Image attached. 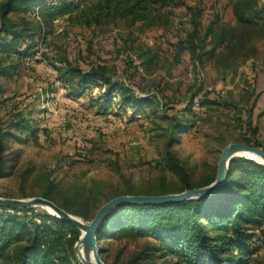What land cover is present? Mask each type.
I'll return each instance as SVG.
<instances>
[{
	"label": "rangeland",
	"instance_id": "obj_1",
	"mask_svg": "<svg viewBox=\"0 0 264 264\" xmlns=\"http://www.w3.org/2000/svg\"><path fill=\"white\" fill-rule=\"evenodd\" d=\"M184 2L191 7L171 5L165 22L142 29L137 23L126 26L119 19L87 26L57 16L43 36L34 33L33 54L14 58L11 73L0 77L1 123L18 111L35 117L38 123L36 138L27 135L22 141L9 142L10 147L20 148V155L13 171L0 176V197L40 195L41 188L51 182L68 193L78 188L89 193L94 190V196L87 198L92 207L126 179L137 184L152 178L158 173L154 159H162L164 129L173 119L169 117L184 118L181 108L192 90L197 91L194 98L204 95L215 100L193 104L195 120L169 146L192 177L205 174L228 141L248 138L264 148V0H257L254 11L246 13L255 20L249 25L235 20L233 0ZM196 9L199 15L195 16ZM10 16L18 19L17 14ZM27 18L33 25L38 23L33 12ZM193 18L199 34L208 26L218 34L225 32L218 44L220 58L199 64L185 49L177 52L174 43L191 31ZM226 41L231 47L225 46ZM168 44L173 48L165 47ZM145 50L154 54L148 64L140 62ZM50 60L55 64L69 61L82 69L102 62L137 93L154 94L163 113L132 115L130 107H117V95H112L110 107L102 111L94 103L103 100L100 82L67 99ZM255 93L259 96L248 117L246 110ZM30 206L34 212L46 211L40 205ZM97 242L105 246L108 261L119 259L138 244L111 238Z\"/></svg>",
	"mask_w": 264,
	"mask_h": 264
},
{
	"label": "trees",
	"instance_id": "obj_2",
	"mask_svg": "<svg viewBox=\"0 0 264 264\" xmlns=\"http://www.w3.org/2000/svg\"><path fill=\"white\" fill-rule=\"evenodd\" d=\"M179 3L191 7L184 0H0V77L11 73L14 58L19 60L33 54L34 33L43 36L57 16L65 17L71 24L87 26L119 19L126 26L137 23V28L142 29L165 22L170 13L167 7ZM256 4L257 0H233L231 9L235 20L240 25L254 23V18L246 13L254 11ZM30 12L34 18L38 16L36 25L27 18ZM11 13L17 14L18 19H13ZM194 14L199 15V11ZM192 20L191 31L174 43L177 52L185 49L192 61L199 64L220 58L218 44L225 32L218 34L208 26L199 34L197 20ZM231 45L226 41L225 46ZM142 55L140 62L148 64L154 54L145 50ZM50 62L69 97H77L87 86L100 82L104 85L103 100L94 103L102 111L110 107L112 95H117V107H130L132 115L163 113L157 107L154 94L137 93L122 77H112L113 73L102 62L91 64L87 69L65 60L63 64ZM196 94L192 90L181 108L184 118L169 117L173 119L164 129L162 159H154L158 173L137 184L126 179L107 199L121 193L179 191L213 179L215 162L205 174L195 178L169 148L178 132L196 118L197 112L192 108ZM258 96L255 93L250 100L248 117ZM89 100L94 101L91 96ZM196 102L212 104L215 100L203 95L196 97ZM37 125L35 117L22 111L14 112L4 125L0 119V176L13 171L20 155V148L10 147L9 142L22 141L27 135L36 138ZM242 140L259 144L248 138ZM38 194L86 219L103 202L91 207L87 198L94 196V190L89 193L78 188L68 193L51 182ZM32 209V206H0V264H82L73 249L80 232L78 228L68 220ZM95 235L97 241L100 238L138 241L132 251L111 261L106 260L105 246L98 244L99 256L106 264H264V164L236 155L228 162L225 179L211 193L160 203L117 204L103 217Z\"/></svg>",
	"mask_w": 264,
	"mask_h": 264
},
{
	"label": "water",
	"instance_id": "obj_3",
	"mask_svg": "<svg viewBox=\"0 0 264 264\" xmlns=\"http://www.w3.org/2000/svg\"><path fill=\"white\" fill-rule=\"evenodd\" d=\"M241 150H247L258 156V158L244 155ZM236 155L245 156L257 162L264 164V148L259 145L247 143L242 140L228 141L220 149L216 159L215 175L211 181L206 184L192 186L179 191H168L163 193H121L111 196L103 201L95 209L92 216L85 220L81 216L73 214L51 199L32 195L24 198L19 197H0V206L5 207H23L30 205L48 206L52 212L48 213L70 221L78 230L79 235L73 243V249L77 259L82 264H106L98 252L96 229L101 223L103 217L117 204L121 203H147V202H168L186 198L198 197L213 192L218 185L225 179L229 160ZM81 248V249H80ZM82 250V251H79Z\"/></svg>",
	"mask_w": 264,
	"mask_h": 264
},
{
	"label": "built area",
	"instance_id": "obj_4",
	"mask_svg": "<svg viewBox=\"0 0 264 264\" xmlns=\"http://www.w3.org/2000/svg\"><path fill=\"white\" fill-rule=\"evenodd\" d=\"M60 29V28H59ZM162 45H165V43H164V41L161 43ZM165 47H167L168 49H172L173 48V46H171L170 44H168V45H166ZM127 53V52H126ZM126 53L124 54V56L126 55ZM28 57V56H27ZM29 58V57H28ZM131 60L134 62V63H138V60H137V58L136 57H134L133 55H131ZM91 64H93V63H91ZM90 64V65H91ZM89 65V66H90ZM88 66V67H89ZM195 97V96H194ZM193 104H197V102H196V98H193ZM192 104V105H193ZM8 210H12L11 208H7Z\"/></svg>",
	"mask_w": 264,
	"mask_h": 264
},
{
	"label": "bare ground",
	"instance_id": "obj_5",
	"mask_svg": "<svg viewBox=\"0 0 264 264\" xmlns=\"http://www.w3.org/2000/svg\"><path fill=\"white\" fill-rule=\"evenodd\" d=\"M240 153H242L244 155H248V156H252V157L258 158V156H256L255 154H253L252 152L247 151V150H241ZM42 207L46 208L47 211L52 212L51 208H49L48 206H42ZM79 231L81 232L82 229H80ZM79 251H82V250H79Z\"/></svg>",
	"mask_w": 264,
	"mask_h": 264
},
{
	"label": "crops",
	"instance_id": "obj_6",
	"mask_svg": "<svg viewBox=\"0 0 264 264\" xmlns=\"http://www.w3.org/2000/svg\"><path fill=\"white\" fill-rule=\"evenodd\" d=\"M35 18H38V16L37 15H35ZM56 18V17H55ZM54 21V18H53V20H52V22ZM56 70V69H55ZM112 77H117V76H114V74H112ZM79 96V95H78ZM77 96V97H78ZM67 97V99H74V98H76V97H74V98H72V97H69V96H66Z\"/></svg>",
	"mask_w": 264,
	"mask_h": 264
}]
</instances>
